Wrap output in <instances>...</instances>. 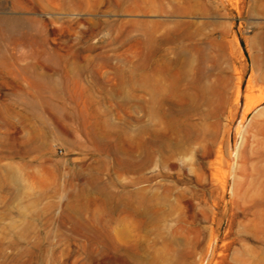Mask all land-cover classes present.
<instances>
[{
    "label": "rangeland",
    "instance_id": "374dc122",
    "mask_svg": "<svg viewBox=\"0 0 264 264\" xmlns=\"http://www.w3.org/2000/svg\"><path fill=\"white\" fill-rule=\"evenodd\" d=\"M0 264H264V0H0Z\"/></svg>",
    "mask_w": 264,
    "mask_h": 264
},
{
    "label": "bare ground",
    "instance_id": "6f19581e",
    "mask_svg": "<svg viewBox=\"0 0 264 264\" xmlns=\"http://www.w3.org/2000/svg\"><path fill=\"white\" fill-rule=\"evenodd\" d=\"M149 37V36H148ZM148 43V42H147ZM149 54L148 55V60H149V70H148V75H147V91H148V95H149V104H150V109L151 107L154 105L155 106V102H163L164 98L166 96V92L168 89V85L164 79V75L162 74V72L159 70V68L157 69H153L152 64H153V59H152V50H153V40H150L149 42ZM185 58V57H184ZM193 61V60H192ZM155 62V61H154ZM157 62V61H156ZM170 62V61H169ZM195 61H193L194 63ZM179 63V62H178ZM155 64V63H154ZM177 66V65H176ZM180 66L182 67V74L183 77L187 78L190 73H191V62L189 60H183L180 61ZM167 73V72H166ZM206 73V72H205ZM207 75V74H206ZM191 79V78H190ZM179 83V82H178ZM202 83V82H201ZM173 86V85H172ZM171 86V87H172ZM199 86V83H198ZM176 87V85H175ZM202 95V94H201ZM194 107V106H193ZM165 108V106H164ZM179 110V109H178ZM177 110V111H178ZM151 112V111H150ZM155 112V111H154ZM171 113V112H170ZM167 114V113H166ZM155 115V114H154ZM158 115V114H157ZM161 115V114H160ZM170 118V117H168ZM164 119V118H163ZM175 119V118H174ZM153 120V119H152ZM162 120V119H161ZM166 122V121H165ZM173 125V124H172ZM175 126V125H174ZM188 131V130H187ZM191 132V131H190ZM191 134V133H189ZM188 134V137H189ZM159 143V142H158ZM161 143V142H160ZM152 144V143H151ZM159 147V146H158ZM157 147V148H158ZM207 152H210L207 151Z\"/></svg>",
    "mask_w": 264,
    "mask_h": 264
}]
</instances>
